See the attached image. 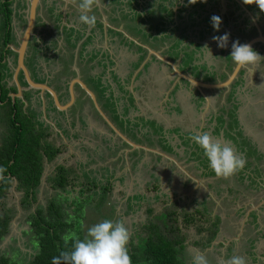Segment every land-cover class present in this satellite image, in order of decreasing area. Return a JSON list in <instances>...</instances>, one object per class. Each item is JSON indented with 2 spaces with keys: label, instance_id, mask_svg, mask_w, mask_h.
<instances>
[{
  "label": "crops",
  "instance_id": "crops-1",
  "mask_svg": "<svg viewBox=\"0 0 264 264\" xmlns=\"http://www.w3.org/2000/svg\"><path fill=\"white\" fill-rule=\"evenodd\" d=\"M111 1L107 0V3ZM128 1H133L137 4L135 9H126L129 14L135 13L136 16H142V14L150 13L152 9L156 8L157 10V6L154 7L152 5L154 3L153 0ZM100 2L99 6H94L92 9V15L96 16L95 30L91 32V28H89L86 32V35L89 32L92 33V46L94 47L88 50H86L87 48L85 49L87 56L84 58L89 59L91 77L100 76L101 82L107 86L104 96L110 98L109 107H106V109L99 105L111 122V124H108L103 120L106 125L105 129L109 132L106 139L110 144L106 147L108 149L113 147L114 151L113 143H116L117 140L126 143L122 148L120 147L121 149L118 148L120 153L113 157V159L115 158L113 163H120L122 166L117 169V171H120L119 175H114L115 180H117L116 186L120 188V185L126 181L128 182V188H132L133 185L135 186L138 183L137 174H139V170L141 169L142 171V168L145 169V166H148L149 175L151 174L150 176L155 180L159 176L154 175L153 172L157 171L156 173L164 175L160 176L158 182L152 187L154 189V199L162 197V199H167V201L172 199L173 203L183 201V203L188 204L186 209L180 208L178 211L167 212L160 210L155 216L160 214L168 215L169 213V218H166V221H168L172 217L174 218V213H178L179 230L188 228V226L192 227L193 222H200L203 225L201 226L203 231H206L208 237L213 233V238L220 236L225 239L224 241L220 239L218 240L219 242L216 240L218 243L214 246L224 247L225 251L229 250V246L231 247L235 242H238V244L244 242L245 246L238 245V248L243 250L250 249L252 243L259 242L263 246L260 240L264 237V146L246 128L240 111L243 102L245 103L247 98L251 99L254 97V90L249 84L250 80L246 81L245 78H241L242 82L234 86V90L231 91L230 88H232V83L236 78L229 86L209 88L196 86L187 81L182 75L184 74L195 80L207 83H218L225 80L222 77H226L233 67L231 65L232 58L231 61L229 59L231 55L228 58V54H231V49L228 48L231 42L224 49L218 47L217 43L212 40L214 35L219 36L226 32L230 33L225 29L223 19H221L222 23L219 30L216 31L202 27V16H198L196 19L199 23L197 24L196 33L191 39L186 35V29L190 30L191 27H188L187 22H181L183 20L181 19L180 24L176 27V29H179H173L176 30L173 32H177L183 40H187V44L183 46L177 42L178 48H176L173 46L175 42L173 43L168 38L171 36L172 27L176 24L174 20L172 21V26L169 24V27L164 32H158L153 27L151 28L152 24L150 26L149 24L147 25L149 28L139 26L134 29L131 27V31H126L123 28V23L119 27L116 24H111L110 20L114 19L117 14L111 13V9L107 8L106 10L104 8L103 4L106 1L100 0ZM176 2L179 5H183V0H176ZM69 4L72 7L71 10L76 9L79 12L78 7L73 6L71 3ZM148 4H151L149 8ZM142 7L145 9H142ZM67 12V10H64L59 13L63 15L62 18L64 20ZM204 13L207 14L209 12ZM65 21L62 20V25L67 26V21ZM184 23L185 26L183 27ZM68 27H73L75 30L79 29L78 24L75 26L70 24ZM115 31L121 33V35L111 34V32ZM142 34L146 36H143L145 37L143 39L140 37ZM163 35H167V37L163 38L159 44H155L154 41L161 39ZM99 37L103 40L102 44H99ZM193 45L199 51L195 49V52L191 51L190 53V51L186 52L184 50L187 47L191 50ZM205 45L208 48L204 47ZM163 51L166 53H163ZM222 52H224V55L221 59L219 54H222ZM92 54L95 55V58H93L95 63L97 60L98 63H92ZM97 56L99 57L96 60ZM189 57L193 58L192 61L187 60ZM191 66H198V69L192 71ZM38 67H34V70L38 71L39 74L36 72V75L38 74L37 76L40 77L42 75L40 73L41 68ZM74 67L73 69L78 70L75 65ZM241 68L244 69V72L247 71V67ZM92 69L97 70L91 74ZM10 80L14 82L13 78H10ZM22 89L20 97L17 94L12 95V93H17L16 91L9 92L11 103L18 100L19 103H22L20 105L21 108L24 107L23 104L25 105V101H27L22 94ZM184 91L187 94L184 98L185 103L181 100ZM41 92L37 95L39 101L41 100L42 102L43 96ZM222 93L226 95L224 104L221 103L223 101ZM31 96L34 100L35 95ZM31 96L27 99H30ZM194 100H196L197 105ZM216 100L220 103L217 107L214 106ZM190 101L195 105L193 112L189 110ZM235 105H237V121L233 122V119L229 117V111H232ZM45 111L43 105L40 114H42L44 120H46ZM195 111H198L196 120L191 119L196 115ZM66 113L63 122H59L60 124L55 123V126L59 129L50 127L49 129H52V133L59 137L60 144L71 155L74 152L75 144H78L80 148L83 145L80 138L84 128L81 127L82 123L78 117L73 118V120L68 114L66 117ZM113 118L116 119L117 123H120V128L115 124ZM49 119H52V116H49ZM77 126L80 127L77 129ZM113 127L129 140L131 139L127 136V131L125 132V130L132 131L133 127H136V130L139 131L136 135L140 138L138 143L143 147L133 149L113 132ZM72 130L75 131L72 132ZM90 131L92 132L93 130L90 129ZM203 132H209L213 137L221 141H230L237 151L247 158V163L243 170L227 179L220 177L224 182L220 185L217 181L219 179H216L215 175L209 176L208 174L212 169L204 156L203 149L191 139L192 135ZM142 134L150 135L148 138L151 140L141 138ZM53 145L59 147L55 143ZM85 147L91 150V153L87 154L85 149V159L87 161V155L90 156V154L94 153L95 146L86 144ZM129 148L135 150L136 153L130 155L131 152L128 153L130 151ZM252 148H254L253 150L256 153L261 154L260 159H256L254 156L257 154L250 152ZM145 158H148V160ZM90 161L93 160L90 159ZM46 162L45 160L44 164L47 166ZM76 164L78 166L75 167V171L81 168L80 162ZM124 167L125 169L122 171ZM110 168L102 167V170L105 171L106 169L105 174H109L108 177L111 179L115 167L112 166ZM110 170L113 171L112 174ZM83 174L86 173L83 172ZM208 177H212L213 180L198 182V180ZM167 182L172 183V185L167 186ZM196 193H199V195H196ZM126 194V202L130 200L132 206L135 205L133 204L135 202H140L141 200L147 202L148 200L147 195L139 190H134V193L130 195H128L127 191ZM144 195L146 196L145 199ZM259 196H261V199ZM181 213L183 217L186 214L190 216L188 222H184ZM159 223L161 225V221ZM185 234L187 233H181L184 237V247L188 245L185 240ZM203 242L201 241L200 243ZM256 251H258V256L262 253L260 246L256 248Z\"/></svg>",
  "mask_w": 264,
  "mask_h": 264
},
{
  "label": "rangeland",
  "instance_id": "rangeland-1",
  "mask_svg": "<svg viewBox=\"0 0 264 264\" xmlns=\"http://www.w3.org/2000/svg\"><path fill=\"white\" fill-rule=\"evenodd\" d=\"M59 1H61V3L59 4L61 6V11L62 12L64 10L68 11L67 12L68 16L65 18V20L67 21L66 23L67 26L62 25L63 24L62 20L63 21L65 20L62 18L63 15L61 14H60V19H55V18L37 19L33 33H35L36 38L38 37L40 38L38 41H36L35 40L36 38L32 36V39H30V42L28 44L27 53H26V56L28 58L27 62L30 64V66L31 67L39 66L41 68L40 73L43 75V76L40 75V77L44 78L43 82L47 80L49 85L54 86L55 89L59 88V82L57 80L58 78H65L66 80H68L70 78L72 79L74 75H78V77L80 75L83 78L85 77V75L87 76L86 71L88 72L87 68L89 67L90 64H89V59H85L84 57L87 56L86 50L94 47L91 45L83 44L81 47L84 49L78 55V48H79L78 43L81 41V38H83L86 35L89 26L79 21V16L76 12L74 14L69 13L72 9L69 3H71L73 6H76L71 2V0H59ZM103 1H106L103 4L106 10L107 8L111 9V13L117 14V16L114 19L110 20L111 24L114 25L116 24L118 25L117 27H119L123 23V28L126 31H131V27H133L134 29H137V27L139 26L149 28L147 26L149 22L150 23L153 22V24H155L156 22L160 23V20H162L163 17L162 14L158 11V9L156 10L155 8L152 9V11H150L153 17L152 21L148 20V22H145L138 17L139 15L136 16L134 13L129 14L126 11L127 8L135 9V7H137V4L135 2L133 1L129 2L128 0H112V1L110 0L111 2L107 3V0H103ZM153 1L154 3L152 5L154 7L157 6L159 9L162 7L163 4L167 5L172 12V19L173 17H175L173 20L176 23H178L181 19H183L181 22L192 23L193 26L191 27V29L190 30L186 29L187 32L186 35L187 37L189 36V39H191V37L196 33L197 25H195L194 23L195 20L187 17V14L189 13L188 10H190L191 7V4L188 2V0H183V5L182 4L179 5L176 2V0H153ZM212 1L213 0H206V2L202 3L200 2V0H197V3L193 4L196 12L195 14H192V16H194L196 19L198 11L203 9L204 6H205L204 10L206 12H213V15L221 16L222 17L221 19H223V24L225 25L224 26L225 29L228 32H230L229 39L231 42L238 40L240 43H244L248 37L251 38L257 34V29H259L260 32L264 34V12L260 11L257 5L255 4L246 5L242 2V0H234L233 4H232L233 1L231 0H215L211 7H207L209 3ZM236 1L238 4L236 3ZM40 3L42 5H49L50 0H45V2L41 1ZM150 5L151 4H148V8L150 7ZM184 6L186 10L180 11L179 9L183 8ZM197 6L200 9L196 8ZM48 9L51 10V6H48ZM142 9L145 8L142 7ZM177 11H179L180 17H182L180 18V20H178L176 17ZM203 15H205V13ZM246 17L249 18L248 24L253 25L254 27L253 26L252 27L254 29L246 37L242 36L241 38H239V33L236 31V29L242 28V25L245 26L246 23H243V18ZM42 22H45V27L41 25ZM75 22H77L78 26H80L82 30L85 32V34H83L84 36H81L80 39H78V33L75 31L74 28H72L71 31L68 30L69 29L68 26L70 24H72L73 26L77 25L75 24ZM185 23L183 27L185 26ZM203 23H205V20L203 21ZM170 26L172 25L170 24ZM230 26L232 27L234 26L233 33L237 34L238 38L230 36V34L232 33ZM188 27L190 26L188 25ZM22 28H23V24L21 23L20 26L16 28V30L21 31ZM61 28L63 29V31H61ZM94 28L95 26L91 27V32H94L95 30ZM20 31H18L19 34L16 36V42L18 41L17 37L20 36L21 33ZM143 33H145V31H143ZM170 33L171 36L168 38H170L169 40H171L173 43L178 42L180 45L183 46L187 44V40H183L178 35L177 32L171 31ZM111 34L121 35V33L116 31L111 32ZM143 36H145V34H142V36H140L141 39L146 37ZM73 41H75V46L72 49L74 45ZM154 42L155 44L160 43L159 40H155ZM102 43L103 40L100 39L99 44ZM228 43H230L229 40ZM195 47L196 46H191V50H189V47H187L184 50L186 52L190 51V53L191 51L195 52V49L198 50ZM256 47H259L260 55L264 56V48H262L261 45L259 44L256 45ZM163 53L166 52L163 51ZM219 55L221 56L222 59L224 52H222V54ZM98 57L99 56H97L96 60L98 59ZM93 58L95 57L91 58L92 63L94 64L98 63V60L95 63ZM156 61L158 62V60ZM233 63H231V65H233ZM74 65L77 67L78 70L73 69ZM66 66L68 67L70 66L69 69ZM0 70L1 73L4 72L5 74L9 73V69L5 64H0ZM96 70L97 69L94 70L92 69L91 74H93L94 71ZM12 71H13V66L11 67V72ZM36 72L38 73V71ZM48 78L50 79L48 80ZM242 78H245L246 81L250 80L249 84L254 90L253 91L254 97L251 99L247 98L245 103L243 102L242 106L240 107L241 118L243 122L246 124V128L249 129V131H251V133L253 134L254 138L257 139V141L260 144L262 143L264 146V61H261L256 65L247 66V71H245L242 74ZM100 79L101 78H91L90 81L97 80V82L100 84L101 83ZM90 81L89 82L87 81L88 85L90 84ZM36 82H42V81L40 79L39 81ZM11 85H13V82L9 78V87ZM90 85L92 86V84ZM92 87H94V84ZM27 89L30 88L25 87V90ZM75 91L78 101L76 100L75 104H72V112H67L66 117L68 115L72 119L78 117L81 120V123L83 124L81 127L84 129H82L83 130L81 132L82 137L80 138V141H82L83 145H81L80 148L78 147V144H75L73 148L74 152H72L73 154L71 155L68 153L66 148L60 144L59 137L52 133V129H49V127L54 128L55 126L54 120L49 119V116L53 114L56 115L57 113H59L57 115L61 117V112H59L58 110L53 108V106L47 103L46 105L47 108L45 112L48 116L47 118L48 121L44 120L42 118V114H40L41 107L46 103V99H44L43 92H41L43 96V101L41 103L36 96L34 97V100L32 99V96L30 99H27L30 96V93H26L25 98L27 101H25L26 102L25 105L23 104L24 107L21 108L20 106L21 112L23 114L25 113L24 115H27L30 118L33 117L32 119L37 118V121L42 123L41 127L38 130L41 133L48 131L49 135L46 136L47 142L52 143V145L54 143L58 145L60 147V152L57 153L51 159V161L46 162L47 166L44 164V168L40 178V183L35 190V201L31 205H29V207L22 210L21 207L19 206L20 204L19 202L22 196V191L17 190L15 188L16 183L14 180L11 181V185L8 188V191L6 192V196L0 197V213H3L2 211H5V214L9 215V207L11 208L13 207L16 210V212L8 221L7 232L0 239V255L2 256L9 257L14 255L16 260L21 261L22 259H26L28 255H30L33 252L32 242H31L32 233L29 230V227L26 224L25 220L28 219L27 218L28 214L34 211L36 206H41L42 208H45L48 202L50 201H53L55 204L60 206V211L62 212V216H61L62 221L66 222V220H69L71 218V223H73L74 228L76 227L75 225L77 223L81 224L80 235L82 237H85L87 233V229L90 226L104 219H110L113 221L116 220L123 221L132 233L128 247H130L131 244L134 245L137 241H139L140 238L142 239L147 235H151V232L149 231L148 228L149 223L153 222V223H157L158 225L160 224L159 221L161 222L164 221L162 218L166 219V217L162 216V214H160V216H155V214L158 213L160 210H163L165 212L172 210L178 211L180 208L186 209L188 207V204L183 203V201H179L178 203H173L172 199L167 201V199H162V197L160 196H159L160 198L158 199L153 198L154 189L152 187L155 185L156 182H158L160 176L162 177L164 175L156 173L157 171L155 172L152 171L154 175L159 176V178L155 180L152 176H150L151 174L149 175L150 171L148 166H145V169L142 168V171L141 169L139 170V174H137L138 181L136 180L138 183H136L135 186L133 185L132 188L131 187L130 189L128 188V184H127L128 182L126 181L120 185V188L116 186L117 180H115L114 175L116 176L119 175L120 171H117V169L118 167L121 168L122 166L120 163H116V164L113 163L115 160V158L113 159V157H115L114 155H116L117 153H120V151L118 152V150H120L122 147L118 145L117 149H114V151H113V147H111V149L110 147L109 149L106 147L108 144H110L109 141L106 139L107 136L109 135V132H107L105 129L106 125L104 124L103 119L101 120L102 117L98 114V112L94 107H91V105H89V103H87V101L83 99L84 97L82 93H80V90L78 88L75 87ZM101 93H102L101 87L97 89V91H95L97 100L99 101V105L102 106ZM104 93H106V91ZM20 95L21 94H19L18 96L20 97ZM48 95L51 97L50 94ZM186 96L187 94H185L184 91L183 97L181 98V100L184 103H185L184 98ZM225 96L226 95L222 93L223 101H221V103L223 104H224ZM67 99L68 96L65 95L63 92V94H61V102ZM194 102H196V100H194ZM219 104L220 103L216 100L214 106L217 107ZM194 106H195L194 103L190 101L189 110L191 112L194 111L193 110ZM195 112L196 115L193 116L191 119L196 120L198 111ZM3 114L5 116H3ZM229 115L230 118L236 117L234 115V112L231 110L229 111ZM60 117L57 119L59 120ZM59 122L58 124H60ZM9 125H10L9 117H7V113L5 109H3V112H0V151L3 146L7 147V142H9L8 141L9 130H11V127ZM79 127L80 126H77V129ZM57 129L59 128L57 127ZM90 129H92L93 131L91 132ZM73 131L75 130H72V132ZM130 132L137 133L139 131L136 130V127H133V130ZM127 133L131 137L134 136L133 133H129V132ZM140 137L148 140V137H150V135L142 134ZM86 144L88 145L92 144L93 147L95 146L94 153L92 155L90 154L91 157L87 155L88 157L87 161L85 159L86 150H87V154L91 153L90 152L91 150L90 148L85 147ZM129 149L130 151H128V153L132 152L134 147L133 149L132 148ZM90 159H92L93 161H90ZM145 159L148 160V158ZM77 162H80L81 168H78L76 169L77 171H75V167L78 166L76 164ZM58 164L64 165V167L68 170L67 175L69 178L67 180L69 182L71 181V183L69 185L66 184L64 188L51 187L52 182L47 178V177H53L54 175L53 169ZM112 166L115 167V171L113 172L112 170H110L111 174L113 172L112 174L113 177L110 179V177H108L109 174L106 175L104 173L105 171L102 170V167L112 168ZM129 167L130 169H132L131 166ZM124 169L125 167L122 169V171H124ZM83 172H85L86 174L82 175ZM208 174L209 176L215 175L213 171H209ZM82 177H84V179ZM216 179H219L217 180L219 185L224 183L221 180L222 178L216 176ZM203 180L212 181L213 178L212 177L202 178L198 180V182L202 183ZM79 181L84 185V187L87 183H89V186L91 185V187H93L94 185H96L97 187L91 188V190L93 189L91 192L85 191L82 195H79L78 193V190L80 189ZM107 182H108V189H106V191H103L104 190L103 187L107 185ZM162 185L165 186L164 183H162ZM169 185H172V183L167 182V186ZM134 190L135 191L139 190L140 192L145 193L148 197L147 202H145V200L144 201L141 200L140 202L133 203L135 204L134 206H132V202L130 200L126 202V197H127L126 192L128 191V195H130L134 193ZM196 195H199V193H196ZM145 197L146 196L144 195V199ZM259 198L261 199V196H259ZM7 208L8 210H6ZM178 217H179L178 213H174V218L177 221L175 222V226L179 225ZM181 217H183L182 213H181ZM201 226L203 225H201L200 222H193L192 227L188 226V228H184L179 232H175L179 237L181 236V233L183 232L187 233L184 236H185V240L188 242V245L185 246L184 249H182L179 252V258L183 261V264H192L193 257L197 253H203L207 257L209 264H221L222 261H227L231 259V257H233L234 255L245 257L247 260V264H264V237L262 239L260 238L261 239L260 241L262 242L263 246L259 242H257V243H252L250 249L243 250L238 248V245L245 246V243L241 242L238 244V242H235V244H232L231 247L229 246V250L225 251L224 247H217V246L214 247L219 242L218 240L222 239L224 241L225 239H223L220 236H217L214 238L212 237L211 240L208 241L207 240L208 234L206 233V231H203V227ZM64 230H68V231L73 230V226L72 225L68 226ZM188 234L191 236H189ZM216 240L218 242H216ZM201 241L204 242L200 243ZM258 246H260V250L262 251V253L259 256L257 255L258 251H256V248Z\"/></svg>",
  "mask_w": 264,
  "mask_h": 264
},
{
  "label": "trees",
  "instance_id": "trees-1",
  "mask_svg": "<svg viewBox=\"0 0 264 264\" xmlns=\"http://www.w3.org/2000/svg\"><path fill=\"white\" fill-rule=\"evenodd\" d=\"M212 5L213 1L210 2L207 7H211ZM196 8L199 7L197 6ZM204 8L198 11L196 17L202 16V23L205 20V23L201 25L202 27L213 29L210 21L211 16H213V12H209L203 15L204 12H206ZM157 9L163 16L162 20H160V23L156 22L155 24H153V22H149V26L152 24V26L154 25L153 28L156 31L164 32L165 30H167V26L169 24H172V12L165 4H163L160 9L157 7ZM179 10H186L185 6ZM188 11L189 13L187 14V17L195 20L194 23L195 25H197L199 23L198 20H196L195 17L192 16V14H195L196 12L193 4H191L190 10ZM178 13L179 11H177L176 17L178 20H180V13ZM6 15L2 20L4 24L8 22ZM138 17L145 22H148V20L152 21L153 19L151 12L147 13L146 16L145 14H142V16ZM243 21L244 23H246L248 21V18H243ZM179 24L180 21L178 24L176 23L175 26L172 27L171 31L178 30L179 28L176 29V27ZM187 24L190 27L193 26L192 23ZM253 29L254 28L251 27L246 35L250 34ZM242 31H244V28L242 29ZM4 32L3 42L7 43L11 40V36L8 30H5ZM165 37H167V35L161 36V39L158 40L162 41ZM154 38L157 39L156 37ZM231 44L232 43H230V46L228 47L229 49H231ZM177 45L178 43H174L173 46L178 48ZM229 55L230 53L228 54V58ZM94 56V54L91 55V57ZM192 59V57L187 58L188 61H192ZM229 59L231 61V57ZM231 63H233V61H231ZM190 68L193 71L195 69L197 70L198 66H191ZM87 69L88 72L86 71V74L88 77L86 76V78L91 79L92 77L89 73L90 66ZM241 73L242 70L238 73L239 78L232 83V88H230L231 91L234 90V86L242 82L240 78ZM96 78H100V76H97ZM222 78H225V76H223ZM90 84H92V86L94 84V91H97V89H99L100 87L102 88V107H104L105 109L106 107H109L108 102L110 98L104 96L105 88L107 86L102 82L99 84L97 80L90 81ZM14 90V87H9V92H13ZM20 105H22V103H19L18 100L10 103L9 98V126L11 127V130H9V142H7V147L3 146L0 151V166H3L7 169V171L4 173L6 179L4 181H0V197L6 196V192L11 185V181L14 180L16 183L15 188L22 191L19 206L22 210H24L35 201V190L40 183V178L44 168V161H51V159L60 152V148L55 147L54 145H52V143L47 142L46 136L49 135L48 131L41 133L38 129L41 127L42 123L38 122L37 118L32 119L33 117L30 118L27 115H24L25 113L23 114L21 112ZM236 107L237 105L232 108L235 116ZM230 119H233V122L237 121L236 117H232ZM113 120L115 124L120 128V123H117L115 118H113ZM126 131L127 130H125V132ZM127 132L134 134V136L131 137L127 133V136L133 142H140V138L136 135V133L130 131ZM125 144L126 143L119 142L118 140L116 141V143H113L115 149H117L118 145L122 147ZM253 149L254 148H252V151L250 152H252V154H257L254 156L256 157V159H260L261 154L256 153ZM135 153L136 151L133 150L130 155H134ZM53 170V177H47L48 180H51L52 182L51 187L64 188L66 184L69 185L71 183V181L69 182L67 180L69 178L67 175L68 170L64 167V165L58 164L54 167ZM82 178L84 179V177ZM108 182L107 185L103 187V191H106V189H108ZM79 186V195H82L85 191L91 192L93 190H91V188L97 187L96 185H92L93 187H91V185L89 186V183H87L84 187V185L80 183V181ZM6 210H8V208ZM2 212L3 213H0V239L7 232L8 221L16 212V210L13 207H9V215H6L5 211ZM61 216L62 212L60 211V206L55 204L53 201L48 202L45 208L36 206L34 211L28 214V219L25 220L26 224L29 227V230L32 233L31 242L33 252L28 255L26 259H22L21 261L16 260L14 255L9 257L0 255V264H51L52 257L58 256L61 251L70 250L72 247V242L70 241L68 246L66 247L62 239V237L68 232V230L64 229L72 225L73 230L70 231H75L78 237L80 239H83L84 237L80 235L81 224L77 223L75 225L76 227L74 228L73 223L70 224L62 221ZM162 216L169 218V213L168 215L162 214ZM189 218L190 216L186 214V216L183 217L184 222H188ZM162 219L164 221L161 222V225H157V223L153 222L149 223L148 228L151 232V235H147L142 239L140 238L139 241H137L134 245L131 244L130 247H128L132 264H183V261L179 258V252L184 248V237L182 235L179 237L177 233H175L180 231L179 227L177 225L175 226L176 219L173 217L168 221H166L165 218ZM212 237L213 233L210 234V237H208L207 240L209 241Z\"/></svg>",
  "mask_w": 264,
  "mask_h": 264
},
{
  "label": "clouds",
  "instance_id": "clouds-1",
  "mask_svg": "<svg viewBox=\"0 0 264 264\" xmlns=\"http://www.w3.org/2000/svg\"><path fill=\"white\" fill-rule=\"evenodd\" d=\"M71 2L78 7L79 21L89 28L94 27L96 16L89 13L94 6L99 5L100 0H71ZM188 2L195 4L197 0H188ZM243 3L255 4L264 12V0H243ZM210 21L213 29L218 31L222 23L221 17L213 15ZM212 40L218 47L225 48L228 46L229 33L214 35ZM230 55L232 61L239 67L256 65L264 61V56L253 50L250 44L240 43L238 40L232 42ZM191 139L203 149L209 167L217 177L227 179L243 170L247 163L246 156L239 153L230 141H221L209 132L194 134ZM6 171L5 167L0 166V181L6 179L4 176ZM66 223H71V218L66 220ZM131 235L130 229L123 221L110 219H104L90 226L83 239H80L75 231H68L62 239L66 247L70 241L72 242L71 249L61 251L58 256L52 257L51 264H132L128 249ZM192 264H209V261L203 253H197L193 257ZM221 264H247V260L243 256L234 255Z\"/></svg>",
  "mask_w": 264,
  "mask_h": 264
},
{
  "label": "flooded vegetation",
  "instance_id": "flooded-vegetation-1",
  "mask_svg": "<svg viewBox=\"0 0 264 264\" xmlns=\"http://www.w3.org/2000/svg\"><path fill=\"white\" fill-rule=\"evenodd\" d=\"M41 1L45 2V0H39L38 3H37V5H36V7H35V11H34V24H33V28H32V35L29 38L28 44L30 42V39H32V36L36 38V35H35V33H33V30H34V27L36 25L37 19H47V18L60 19V14L59 13L61 11L60 10L61 9V6L59 4L61 3V1H59V0H50V4L49 5H42L40 3ZM214 1L215 0H213V2ZM231 1H233L232 2V4H233L234 3V0H231ZM242 2H243V0H242ZM48 6H51V10L48 9ZM28 7H29V0H0V64L1 63L5 64L7 66V68L9 69V73H7V75L9 74V76L5 75V72L4 73H1V70H0V76L2 78V79L0 78V112H3V109H5V111L7 113V117H9V113H8V109H9V78H12V75H13V71L11 72V67L13 66V68H14L16 66V52L13 50V48H16L18 46L19 38L21 37L22 32H23V30H24V28L26 26L27 17H28V14H29ZM9 10H10V12H9ZM75 12L78 14V16L80 15V12H78L76 9L75 10H71V12H69V13L74 14ZM5 15H6V18L8 19V22H6L4 24V22L2 20L5 17ZM89 15H92V12L89 13ZM67 16L68 15L66 14V17ZM248 20H249V18H248ZM19 23L20 24L21 23L23 24V28H22L21 31L20 30H16V28H18L20 26ZM243 23H244V21H243ZM41 25L43 27H45V22H42ZM252 26L253 25L248 24V21H247L246 24H245V26L242 25V28L236 29V31L239 33V38H241L242 36H245L246 37L247 36L246 34L249 32V29H251ZM230 27H231V32H232L230 34V36L231 37L238 38L237 37V34L233 33L234 32L233 31L234 26L233 27L230 26ZM72 28H69L68 30L71 31ZM243 28H244V31H242ZM5 30H8L9 33H10V36H11V40L8 41L7 43H4L3 42V35L5 33L4 32ZM78 30L80 32H78ZM18 31H20L21 33H20V36L17 37L18 38V41L16 42V36L19 34ZM61 31H63L62 28H61ZM75 31L78 33V39H80L81 36H84L83 34H85V32L82 30V28L80 26H79V29H76ZM90 33L91 32H89L88 35H85L86 37L85 36L83 37V39L85 38L84 40L81 38L82 40L80 41V43H78V46H79V48H78V55L84 49V48L81 47L83 44L91 45L92 46V34H90ZM39 38L40 37L36 38L35 40L38 41ZM249 38L250 37H248L247 39H249ZM75 41H73L74 45H73L72 49L75 46ZM229 42H231L230 39H229ZM256 45H258V44H255L252 48H253V50H255L256 52H258L260 54V52H259L260 49H259V47H256ZM261 47L264 48L263 46H261ZM27 48H28V45H27ZM27 48L25 50L23 64L27 68V72H28L29 78H31L34 81H39L41 79V81L43 82V79L44 78L37 76L36 75V71L34 70V67H31L30 64L27 62V59H28L27 56H26ZM81 48H82V50H81ZM234 64L235 63H233V66H234ZM66 67L69 69L68 66H66ZM38 68H40V67H38ZM241 70H242V73L240 75V78H242V74L244 72V69H242V68L239 70V72H241ZM6 77H8V78H6ZM16 78H17V82L19 83V85L23 88L22 89L23 96H26V93H30V96L31 95H35L38 98V95L37 94L40 91H42L44 93V99H46V103L44 105V109L46 110L47 103L49 105L53 106V108H55V106L53 104V101H52V98L48 95L49 93L46 90H39V89H35L34 90V89L30 88V87H29L30 89L25 90V87H28V85L25 82L24 75H23V72H22L21 69H18V72L16 73ZM238 78H239V75L237 74L236 79H238ZM49 79L50 78H48V80ZM70 79L66 80L65 78H58L57 79L58 82H59V88L58 89H55L54 86L49 85V83L47 82V80L45 81V83L56 92L57 98H58L59 102H61V94H63V92L69 98L68 82H69ZM79 79L86 85V87H88L94 93L95 98L97 100V97H96V94H95V91H94L93 87L90 84L88 85V82L91 79L90 78H86V75H85L84 78L79 75ZM10 87H14L15 90L13 92L16 91L15 82H13V85H11ZM75 87L80 90V93H82V95L84 97L83 99H85V101H87V103H89V105H91V107H93L89 96L78 85L77 82H74L73 83L74 101H73L72 104H75V102L77 100ZM31 91H33V92H31ZM27 96H28V94H27ZM67 100H65V101H63L61 103H65ZM40 103H41V100H40ZM72 104L70 106H68L65 110H61V111L55 108L56 110H58L59 112H61V117L62 118L60 117L61 120L60 119L59 120L57 119V117L59 118V115H57V114H59V113H57L58 111L56 112L57 113L56 115H54V114L53 115H50V116H52V119L54 120V124L55 123L58 124L59 121H60V123L62 121H64L65 112H72ZM98 104H99V102H98ZM40 113H41V111H40ZM3 116H4V114H3ZM45 117L48 118L47 114H46ZM101 120H102V118H101ZM82 125L83 124H81V126ZM118 139H119V137H118Z\"/></svg>",
  "mask_w": 264,
  "mask_h": 264
},
{
  "label": "water",
  "instance_id": "water-1",
  "mask_svg": "<svg viewBox=\"0 0 264 264\" xmlns=\"http://www.w3.org/2000/svg\"><path fill=\"white\" fill-rule=\"evenodd\" d=\"M38 1L39 0H29V7H28L29 14L27 17V23H26V26L22 32L21 37L19 38L18 46L16 48H13V50L16 52V66L13 68L12 78L15 82V87H16L17 93H12V95H15V94L19 95L20 91L22 89V87L17 82V78H16V73L18 72V69H21L23 72L26 84L32 89L46 90L51 95V98H52V101H53L55 108L61 111V110H65L68 106H70L73 103V101H74L73 83L77 82L78 85L89 96L90 100L92 101L93 107L96 109L98 114L102 117V119L105 122H107L108 124H111L109 119L106 117L104 112L101 110V108H100V106H99V104L95 98L94 93L88 87H86V85L79 79L78 75H75L68 82L69 98L65 103L59 102L56 92L51 87H49L45 82H36V81L32 80L31 78H29L27 68L23 64V59H24V54H25V50H26L27 45H28L29 38L32 35V28H33V24H34V11H35V7H36ZM244 43L250 44L251 47H253L255 44H259V45L264 47V34L261 33L259 29H257V34L255 36L247 39ZM173 68L175 69V67H173ZM240 69H241V67L234 64V66L232 67L231 71L229 72V74L227 75L225 80L218 82V83L201 82L199 80L193 79L190 76H187L184 74H182V75L184 76V78L187 81L195 84L196 86L218 88V87L229 86L231 84V82L236 78ZM45 119L47 120L46 117H45ZM53 126H54V124H53ZM54 129H57V127L54 126ZM113 132L116 135H118L120 138H122L125 142H127L131 147H134V148H140V147L142 148L143 147L141 144H138L136 142H133L132 140H129L126 136H124L121 132H119V130H117L114 127H113Z\"/></svg>",
  "mask_w": 264,
  "mask_h": 264
}]
</instances>
